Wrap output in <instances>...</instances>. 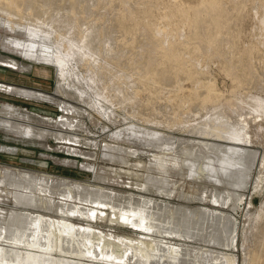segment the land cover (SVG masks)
I'll return each mask as SVG.
<instances>
[{
  "label": "bare ground",
  "instance_id": "1",
  "mask_svg": "<svg viewBox=\"0 0 264 264\" xmlns=\"http://www.w3.org/2000/svg\"><path fill=\"white\" fill-rule=\"evenodd\" d=\"M112 1L114 0H0V14L5 16V24L12 31L22 24L48 26L47 28L52 30L53 38H62L63 49L70 52L72 45L70 46L63 39L70 33H74L75 36L72 34L74 38H78L82 43H78L82 45L81 47L92 49L93 38H97L96 44L100 46L107 32L109 30L114 32V29L110 28L117 20V14L113 10L114 5L111 6L110 12L108 10ZM216 2L218 0H197L194 4L181 2L176 5L179 10L186 11L189 15L188 8L192 9L190 21L193 22V26L190 24L189 28L193 27V36L189 37L187 46L194 57H198L201 52L211 55L217 48L215 44L219 41L218 36L215 35L216 25L213 21V16L219 9ZM68 24L71 25L70 32L66 28ZM259 25L264 28V19L259 20ZM141 29L145 33L144 41L147 46L146 50L144 48L145 59L143 63H138L134 67L132 74L129 72L126 76H118L117 70L130 71L131 63L123 50L129 48L125 42L134 39L133 30L120 27L117 36L114 32L117 43L115 50L117 51L118 48L119 51L122 50L118 54L107 55L102 66L96 69L98 70L96 80L99 81L101 95H104L102 97L109 100L107 103H111L110 105L123 107L133 116H142L144 121L150 120L163 127L164 125L186 127L189 131L200 135L199 138L205 136L214 138L213 142H207L174 137V135L158 138L153 144L164 151V155L175 157L184 167L188 166L189 175L194 176V180L210 181L213 178L214 182H220L222 187L215 189L213 202L224 206L230 204L231 210L235 209L237 202L245 195L244 192L250 188L252 173L257 171V178L252 182L253 184H258L264 175V150L260 154L257 150L249 148L253 142L261 143L264 148L262 98L257 97L255 101L248 102L246 99L249 96L240 91L230 98H224L222 95L214 97L205 95L202 98L203 104L211 103L214 99L215 103L208 108V116L194 121H188L175 104L170 105L171 111H162L165 98L152 92L160 91L161 88L169 87L176 82L173 74L169 72L170 69L166 68L165 62L175 65L181 57L168 59L161 56L159 40L148 29ZM26 43L18 38L3 37L2 39L3 47L12 44L22 52L28 50V58L31 60L50 62L35 54L31 50L33 48L30 49ZM72 43L71 41L70 44ZM177 47L182 46L177 44ZM223 54L222 52L221 55ZM54 56L57 60L55 65L58 71L57 77L64 79L62 66L65 59L59 54ZM142 56L144 57L143 54ZM226 57L230 60V55ZM202 61H198V64ZM155 63L154 79L148 85V80L146 81L144 77ZM245 64L250 79H256L255 86L264 89V59L257 64L262 71L251 61H246ZM231 75L233 78L237 76L234 70H231ZM144 87L151 89L150 93L146 97L141 94L139 96V89ZM207 87L211 88L210 83ZM13 89L25 98L51 101L64 112L75 111L56 92L17 85H14ZM250 99L252 97H249ZM165 105L163 104L164 107ZM145 110L148 112L144 113ZM165 111L170 112L165 113ZM30 120L31 116L28 112L12 104L0 103V124L3 126L9 127L16 122V124L26 123L28 126L24 132L30 135L28 129L31 125ZM45 121L47 125L52 124L51 120L45 119ZM74 125L75 120L61 115L54 125L55 128L47 129L52 132L53 137L74 141L76 138L71 131L60 129L71 130ZM220 139L233 141L237 147L215 142ZM107 147L119 152L123 151L111 145ZM229 148L235 149L236 154L229 155V150L233 151ZM5 149L7 148L0 146V151ZM117 154L113 153L112 156L121 161L125 160L123 153ZM189 158L195 160L194 165H189V162L192 163ZM224 160L228 161L227 165L226 161L223 163ZM165 163L166 161L158 162L162 167ZM215 165L225 166L226 170L232 167L233 172L229 170L232 173L221 178L209 175L210 167ZM4 175L10 178L6 184L8 188L14 190L12 196L19 211H11L7 219L0 215V264L235 263L234 256L222 251L235 247L234 233L237 227L235 218L205 207L201 204L204 201L202 196L195 199L196 203L201 205L191 207L185 205L189 199L181 193L176 199L182 203L172 205L170 201L174 198V190L168 185V179L165 177L163 180L159 179L157 184L148 177L149 180L146 181L142 191L119 194L109 186L100 188L65 181L55 182L44 174L36 175L30 171L20 172V175L16 176L15 172L4 170ZM97 178L95 175L94 179ZM153 192L157 193L153 194ZM55 196H61L63 200L52 199ZM99 208L109 209L114 217L120 218L127 226L143 230L142 234L131 238L115 236L113 233H104L94 228L91 223L97 218ZM255 220L251 245L246 246V235L243 243L244 251H246L245 246L247 247V264H260L264 257V203L259 207ZM78 223L83 226H79ZM216 245L218 247H215ZM251 246L253 247L249 250Z\"/></svg>",
  "mask_w": 264,
  "mask_h": 264
},
{
  "label": "rangeland",
  "instance_id": "2",
  "mask_svg": "<svg viewBox=\"0 0 264 264\" xmlns=\"http://www.w3.org/2000/svg\"><path fill=\"white\" fill-rule=\"evenodd\" d=\"M181 2L194 4L197 0H114L110 3L109 12L114 5L113 10L117 14L116 24L110 26L116 32V36L120 27L131 28L134 34L132 41L125 42L129 48L123 50L131 63L130 71L117 70V75L126 76L129 72L132 74L134 67L138 63H143L147 46L144 41L145 33L141 28H146L159 40L161 56L168 59L181 57L175 65L165 62L166 68L170 69L169 72L173 74L176 82L169 87L161 88L160 91L152 92L165 98L163 104L169 108L165 105V109L162 104V111H171L170 105L175 104L188 121H194L208 116V108L215 103L214 99L211 103L203 104V96L222 95L224 98H230L238 91L252 97L250 100L247 97L246 101H255L259 97L264 104V89L255 86L256 79H250L245 67V62L251 61L259 69L257 64L264 59V28L259 25V20L264 19V0H218L216 5L219 9L213 16L216 25L215 35L218 36L219 41L215 44L217 48L211 55L201 52L198 57H194L187 46L189 37L193 36V22L190 21L192 9L188 8L190 15L186 11L179 10L180 8L176 5ZM190 24L191 28H189ZM47 27L38 24L35 26L34 23L22 24L12 31L5 24V16L0 14V81H2L0 103L12 104L31 116L29 121L31 125L28 128L30 135L24 132L28 126L26 123L16 124V122L9 127L0 124V146L7 148L0 151V215L2 218L7 219L11 211L18 210L12 196L14 190L8 188L6 184L10 178L5 177L4 170L15 172L16 176L25 171L36 175L44 174L55 182L65 181L100 188L109 186L119 194L142 191L146 181L149 180L148 177H151L155 184L165 177L168 179V185L174 190V198L170 201L172 205L182 203L176 199L182 193L189 199L185 205L194 207L203 204L207 208L235 218L237 223L234 233L235 247L222 251L234 256V264H247L246 253L248 245H251L254 238L255 215L264 203V175L258 184H253L252 182L257 178V171L252 173L250 188L244 192L245 195L237 202L235 209L231 210L230 204L224 206L214 203V191L216 188L221 189L220 182H214L213 178L210 181L194 180V176L189 175L188 166L184 167L175 157L164 155V151L153 144L158 138L174 135V137L207 142H213L214 138L210 136L199 138L200 135L189 131L186 127H165V125L163 127L150 120L144 121L142 116H133L123 107L110 105L111 103H107L109 100L101 95V87L96 80L98 71L96 69L102 66L107 55L118 54L122 50L119 51V48L115 50L117 48L116 36L113 35L115 33L109 30L100 46L96 44L97 38H93L92 49L81 47L82 43L78 41V38H74V33H72L74 36L70 33L71 35H67L69 38L65 36L63 38L66 43L72 45V49L68 52L63 49L62 38L54 39L51 28ZM66 28L69 32L72 30L70 24ZM3 37L18 38L27 42V46L30 49L33 48L31 50L35 54L50 62L31 60L28 58L27 49L23 51L24 54L20 48L12 44L3 48ZM177 44L182 47H177ZM76 45H78L77 48ZM55 54L65 59L62 66L64 79L57 77ZM227 55H230V60L226 57ZM198 61L202 62L198 64ZM155 67L156 63L144 77L146 81L148 80V85L154 79ZM231 70L235 71L237 75L235 78L232 77ZM209 83L210 89L207 87ZM14 85L56 92L75 111L64 112L51 101L20 96L13 89ZM150 91L148 87L140 88L138 95L146 97ZM143 112L147 113L148 110ZM61 115L75 120L73 129L60 128L71 131L76 138L74 141L53 137L52 132L47 129L55 128L54 125ZM45 119L51 120L52 124L47 125ZM215 142L237 147L233 141L229 140L220 139ZM109 145L115 149L121 148L123 151L108 148ZM249 148L257 150L260 154L264 150L259 142L251 143ZM231 151L229 150V155L236 154L235 149L232 148ZM113 153H123L126 161L113 157ZM193 158H189L192 162H189V165H194ZM159 161L162 163L166 161L165 166L158 164ZM225 168V166H211L209 175L221 178L233 172L232 167L229 168L232 172ZM95 175L97 179H94ZM156 193L153 192V194ZM41 196L44 195L41 194ZM198 196L204 198L201 204L195 201ZM52 199L63 200L61 196H55ZM78 225L83 226L81 223ZM91 225L104 233H113L115 236L136 238L143 232V230L127 226L105 208H99L97 218ZM245 235L247 236L246 251L243 247ZM196 245L200 244L196 243ZM252 247L248 249L251 250ZM260 264H264V257Z\"/></svg>",
  "mask_w": 264,
  "mask_h": 264
},
{
  "label": "crops",
  "instance_id": "3",
  "mask_svg": "<svg viewBox=\"0 0 264 264\" xmlns=\"http://www.w3.org/2000/svg\"><path fill=\"white\" fill-rule=\"evenodd\" d=\"M2 47H3V46H2ZM3 48H6V47H3ZM3 64L7 66L6 63H3ZM1 82H2V81H0V87H1ZM0 89H2V88H0ZM14 95H16V94H14Z\"/></svg>",
  "mask_w": 264,
  "mask_h": 264
}]
</instances>
